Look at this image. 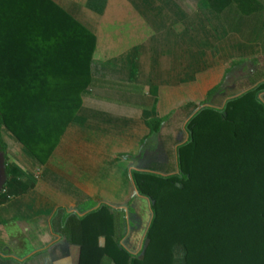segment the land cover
Masks as SVG:
<instances>
[{"label": "crops", "instance_id": "obj_1", "mask_svg": "<svg viewBox=\"0 0 264 264\" xmlns=\"http://www.w3.org/2000/svg\"><path fill=\"white\" fill-rule=\"evenodd\" d=\"M54 1L95 35L92 80L74 120L64 128L44 164L34 163L23 145L0 125V264H77L79 246L71 242L70 228L101 206L114 217L120 245L137 255L151 215L138 232V240L132 234L141 229L140 215L151 211L148 199L134 185L132 172L162 177L178 174L177 147L188 138L185 126L189 118L204 107L221 109L228 100L253 88L256 82L237 84L243 92L230 96L222 107L216 106L218 97L228 92L229 76L250 77L261 66L259 59H264V47L243 55L222 43L213 64L210 53L208 58H196L195 52L188 51L183 68L173 56L164 65L160 55L173 52L163 46L159 36L170 32L174 38V25L168 22L174 10L179 16V6L173 3V8L172 0L161 6L156 4L159 0ZM245 2L255 3L257 10L244 14L239 5L228 6L246 18L248 26L242 29L251 31L250 38L256 37V31L264 36V3ZM164 19L166 31L161 28ZM231 29L236 43L242 34L235 24ZM106 54V59H97ZM252 59H258V64L253 65ZM218 85L222 87L210 98L212 104L188 108L202 103ZM259 99L264 104V92ZM150 119H165L154 136H149L146 125ZM124 229H128L125 235ZM103 243L99 238V244Z\"/></svg>", "mask_w": 264, "mask_h": 264}, {"label": "trees", "instance_id": "obj_2", "mask_svg": "<svg viewBox=\"0 0 264 264\" xmlns=\"http://www.w3.org/2000/svg\"><path fill=\"white\" fill-rule=\"evenodd\" d=\"M94 47V33L54 0H0V125L34 163H45L74 120L92 80ZM262 92L264 82L221 109L194 113L177 147L178 174L132 172L151 211L137 255L120 245L114 217L101 206L70 228L77 264H264ZM164 120H147L149 136Z\"/></svg>", "mask_w": 264, "mask_h": 264}, {"label": "rangeland", "instance_id": "obj_3", "mask_svg": "<svg viewBox=\"0 0 264 264\" xmlns=\"http://www.w3.org/2000/svg\"><path fill=\"white\" fill-rule=\"evenodd\" d=\"M139 1V0H138ZM145 2H149V3H156L157 0H144ZM160 2H157L156 4L161 6V2L166 0H159ZM205 2L203 3V0H172V4H177L179 6V16H176L175 14V10L173 12V16L170 19L171 22H168V24L170 26L174 25V30L176 31V34L174 35L173 38V33L171 34L170 32H168V36L165 37H160L159 39H161L163 41V46L168 47L169 49H172V52H169L168 54H161V61L162 63L165 65L168 60L170 62V59L172 58V56L174 57L173 59L176 61V58L180 59V69L183 68V65L185 64V60L187 58V52H195L196 54V58L197 57H206L208 58V55L210 53L211 55V64L214 63V59L215 57L218 56L219 54V45L220 44H225L226 47H228V49H236L239 52L241 51V53L243 55L245 54H251V51H255V50H259V49H263L264 47V36H260L263 32L261 31H256V37L254 38H250V34L251 31H246L242 28H246L248 26V23L246 22V18H241L240 16H238L237 12L233 9V7H230L228 5L231 6H236L239 5L240 7V11L244 14L247 13H252L253 11L257 10V5L253 2L250 3H246L245 0H204ZM260 2L264 3V0H259ZM164 2V4H165ZM209 4V8L208 5ZM173 4V8H175ZM151 5V4H150ZM152 8H156L155 6H150ZM163 7V6H162ZM228 7V8H227ZM142 9L145 10L144 7H142ZM224 9V10H223ZM223 10V11H222ZM148 13V12H147ZM220 13H222L221 15H219ZM178 20V22L176 21V19ZM238 17V21H235V18ZM148 18L149 14H148ZM221 19V20H220ZM153 19L150 18V21H152ZM192 22H191V21ZM220 20V21H219ZM153 22V21H152ZM191 22V23H190ZM231 22H233L231 24ZM237 25L239 30H240V34H242V36L238 37L237 42L235 43L234 40H232L231 38H234V34L235 31H233V29H231V27L233 28V25ZM162 25L161 26L163 31H166L167 29V20L164 19V22L162 21ZM191 30H188V27L191 26ZM170 30V28L168 29ZM238 30V29H237ZM238 30V31H239ZM158 32L160 31L159 29L157 30ZM161 31V33L163 32ZM163 36V34H161ZM176 36V37H175ZM105 36L102 37V44L105 42ZM152 40V39H151ZM150 41V40H149ZM193 42H195L196 44L194 45ZM255 43L256 48H253V45ZM258 46H261L258 47ZM192 47H195L194 49ZM233 50H229V51H233ZM228 51V52H229ZM235 51V50H234ZM109 54L106 55H99L97 56L98 60H102V59H106L108 57ZM178 56V57H176ZM183 59H182V58ZM228 59V57H227ZM264 68V66H263ZM253 73V72H252ZM233 77V78H231ZM242 77V79H240ZM244 78V79H243ZM232 79V80H230ZM263 79H259L258 80V76L257 74H252V76H238L235 77V75H231L228 77V84L229 87L226 89V91L228 90L227 94L225 93L224 96H219L218 98L219 101L217 100L216 106H220L222 107L223 104L230 99V96L236 94H239V92L242 90V88H240L241 90L238 91L237 88V84L238 87L241 85H246L249 82L251 83H260L263 82ZM255 83V84H256ZM254 84V85H255ZM232 85V87L230 86ZM236 87V89H235ZM246 88V87H244ZM243 92V91H241ZM262 93L258 96L261 97ZM222 97L226 98L222 99ZM217 98V99H218ZM204 102V101H203ZM201 104V103H200ZM200 104H196V105H189L188 108L191 109L193 107L194 110L195 108H199V107H203V106H209L210 104H212V101H209L208 103L204 104V105H200ZM198 106V107H197ZM214 106V105H213ZM167 141H169L168 139H166ZM171 163L168 160L167 162V167H170ZM150 212L147 211L146 215L142 214L140 215L142 217V222H141V229L137 232H135L134 234H132L133 240L136 241L135 239L138 240V232L141 233V231L143 230V227L146 225V223L148 222V219L150 217ZM123 235H125L126 232H128V229H124ZM116 231V229H115ZM130 232H133V230ZM122 238V237H121ZM124 243V242H123ZM125 247H128V245L126 244ZM141 249V248H140Z\"/></svg>", "mask_w": 264, "mask_h": 264}, {"label": "water", "instance_id": "obj_4", "mask_svg": "<svg viewBox=\"0 0 264 264\" xmlns=\"http://www.w3.org/2000/svg\"><path fill=\"white\" fill-rule=\"evenodd\" d=\"M0 188H1V185H0Z\"/></svg>", "mask_w": 264, "mask_h": 264}]
</instances>
